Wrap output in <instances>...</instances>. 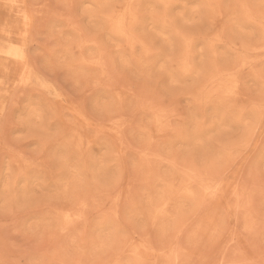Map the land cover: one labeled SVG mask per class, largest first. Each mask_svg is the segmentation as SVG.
Returning <instances> with one entry per match:
<instances>
[{
  "label": "rangeland",
  "instance_id": "374dc122",
  "mask_svg": "<svg viewBox=\"0 0 264 264\" xmlns=\"http://www.w3.org/2000/svg\"><path fill=\"white\" fill-rule=\"evenodd\" d=\"M25 2L33 34L0 10V264H264V0Z\"/></svg>",
  "mask_w": 264,
  "mask_h": 264
},
{
  "label": "bare ground",
  "instance_id": "6f19581e",
  "mask_svg": "<svg viewBox=\"0 0 264 264\" xmlns=\"http://www.w3.org/2000/svg\"><path fill=\"white\" fill-rule=\"evenodd\" d=\"M28 5L30 6V4H28ZM28 5L26 4L25 0H0V10H9V11H11L10 13H12L13 15H15L17 17H22V16L24 17L25 16L26 20H24L22 23L21 22L17 23V25L15 27L13 26V29L17 32H22L24 34L29 35L33 30L32 24H33V20H34V13L32 11L31 12L29 11L31 8L29 9ZM33 33H34V31L32 32V34ZM31 37H33V36H31ZM9 69H10L9 71H10L12 77L16 74V72H20L21 80L26 81V79L28 77V72H27L26 68L18 69V68H16V65H15L14 67H11ZM211 196H213V195H211Z\"/></svg>",
  "mask_w": 264,
  "mask_h": 264
}]
</instances>
